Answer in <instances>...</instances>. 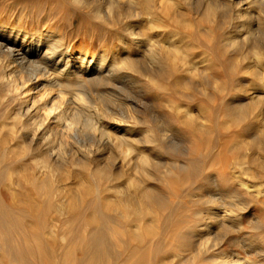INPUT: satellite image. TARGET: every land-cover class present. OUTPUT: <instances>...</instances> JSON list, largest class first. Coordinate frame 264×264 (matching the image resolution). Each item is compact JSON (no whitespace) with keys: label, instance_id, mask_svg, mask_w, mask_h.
<instances>
[{"label":"rangeland","instance_id":"374dc122","mask_svg":"<svg viewBox=\"0 0 264 264\" xmlns=\"http://www.w3.org/2000/svg\"><path fill=\"white\" fill-rule=\"evenodd\" d=\"M103 1L0 0V30L19 27L36 36L54 31L69 51L82 48L96 58L104 53L108 61L129 54L143 71L160 73L157 82L114 77L117 83L91 91L95 102L118 114L139 110L151 124L154 116L157 126L145 122L133 135L169 144L132 146L129 151L128 146H59L58 131L52 137L57 148L65 147L67 158L54 170L41 166L38 153L46 146H28L23 134L14 135L21 124L12 117L19 101L7 97L0 80V203L6 208L36 204L39 210L30 219L44 223L38 235L49 247L26 259L39 264H230L232 255L242 252L263 261L246 245L253 240H242L257 235L252 245L264 254V193L240 186L246 178L264 188V101L254 92L264 72L257 76L255 68L246 67L243 58L254 57L253 43H231L232 37H244L246 21H240L243 27L240 19L225 14L230 8L225 4L217 9L218 17L205 14L206 0H157L155 6L160 4L151 12L122 0L114 2L113 15L102 16L104 2H111ZM174 43L195 67L166 53L163 47ZM150 47L160 53L159 59L167 55L151 63ZM72 95L68 93L70 99ZM100 133L90 129L87 136L97 139ZM146 184L158 189L157 199L140 194L139 187ZM234 214L239 229L233 225ZM14 222L16 218L12 234L1 235L0 264H26L9 251L22 244L17 238L23 232ZM76 255L87 258L79 263Z\"/></svg>","mask_w":264,"mask_h":264},{"label":"bare ground","instance_id":"6f19581e","mask_svg":"<svg viewBox=\"0 0 264 264\" xmlns=\"http://www.w3.org/2000/svg\"><path fill=\"white\" fill-rule=\"evenodd\" d=\"M108 1L111 2H106V3L104 2V5L107 4L106 7L107 10H103V8L99 10L100 15L104 14L102 16H105V14L113 15L114 2H117L118 4L122 0H108ZM126 1L129 2L130 4L133 3L142 4V7L144 8L143 10L145 12L146 10H149L150 12L156 10L154 9V6L157 0H126ZM186 1H187L186 3L189 2L188 4H190L191 0H186ZM206 1L205 4L203 3V5L206 6L205 14L209 15L211 13L212 14L214 13L216 16L218 14L217 9L220 7V5L223 6L225 4L228 7H230L228 8L226 6L230 12H228V9L225 8L224 12L227 9V12L229 13L228 14L226 12L225 14L230 15V18L232 17L238 20L240 19L239 20L240 24L242 21H246V22H242V24L245 23L244 26L246 30V32H243L245 34V35L243 34L244 37H242V35L239 37H237L238 35L236 37H232L231 43L233 46L239 43V41L241 40H244V42L246 43L247 42L253 43L251 47L254 52V57L252 59H248L246 56H244L243 59L247 60L246 67L255 68L256 71L255 75L257 74V76H261L264 72L262 71L264 70V0H246L248 4L246 5V7L242 6L243 3L239 4V0L238 2L237 0H206ZM157 4L155 6L156 8H157ZM255 8L256 9L259 8L262 12H260L259 9L256 10ZM222 9H220L221 15L222 13H224L222 12L223 11ZM221 15L219 14V18L221 17ZM227 15L224 17L229 18V16ZM215 16L213 17L216 18ZM237 23L235 21L236 26ZM242 24L240 26H243ZM49 32L50 31H48V33L46 34L47 36H43V35L36 36L33 34L29 35L28 32H25L22 28L19 27L17 29L14 28V29L0 30V56H2V58H0V80H2L4 85L7 86V90H8L7 97L10 98L11 101H14L15 99L19 101V105L17 106V109H15L16 111L12 112L14 114V116L12 117L16 118V121L18 119L21 122V124L19 125V127L14 125L13 127L15 126L16 127L12 130V132L14 133L15 136L17 135V133H20V135L23 134L24 136L23 141H25L28 146H46L45 150H41L38 153L39 155L42 156L41 166H48L50 169L52 168L54 170V168H58L61 162L67 158L66 150H64L65 147L63 149L61 147L57 148L55 145V138L53 140L52 133L54 134V132L55 133L57 132L58 134V131L59 132L62 131L61 135L58 134L61 136L59 140V146H68V147L87 146V145L97 146V147L98 146H126V147L128 146V148L127 149L125 148V150L129 151L132 150V146H159V145L167 146V144H169V142L167 143V141L165 142L162 141L161 139L140 140L133 135L135 132L139 130L138 126H140L145 122L148 125H153L155 122L154 126H157L156 125L157 120L154 118V116L151 118L152 120V124H151L150 120L146 116L147 114L142 115L138 113L139 110L135 111V109H132L133 111L131 110L128 111V114L127 113L118 114L116 112H113L112 109H110L109 106H107L106 104L104 103L100 104L101 102L99 99L94 98L99 100L98 101L100 102L99 104L95 102L93 100V93H92L93 91H91L92 87L98 88L100 86H103L104 88V86L108 83L109 84L117 83L114 81V77H121L127 80L131 79L132 77L131 83L133 82L141 83V76H143L142 78L145 77L147 81L157 82V80L160 81V77H159L160 73H157L154 70L147 72L143 71L140 65H138L137 61L129 54H126L120 61H117L115 58L114 60L108 61L107 55L104 53L101 54L99 58H96L94 57L95 55L94 53L93 56H89L87 52L82 48L69 51L67 47L66 48L64 47L63 39L57 32L54 31H51L50 33ZM259 36H261V38L263 39H260ZM172 47L169 48L163 47V49L167 50L166 53L168 55H170L169 53H172L173 55L179 58V56L181 55L180 53L181 49H179L180 47L177 46L176 44L173 45ZM148 53H149L148 57H150L151 63L153 62V60L155 62L156 60H158L159 62L162 58H164L167 55V54L166 55L162 54L160 57L161 59H159L158 54L160 53H156L154 47H150ZM185 56L182 57L180 56V58L183 59L182 61H184L185 63L187 62L191 63L192 60L188 61L190 59H188L187 57V61H186ZM192 63H194V61ZM194 64H196V62ZM132 72L135 73L133 74ZM258 84H260V86H258V88H256L254 92L258 94L259 96L258 98L260 99V101H264V81H262V83L259 82ZM97 88L95 89L98 90ZM68 93L69 94L73 93L74 96L72 95L73 96L72 99L68 97ZM3 103L4 100L3 99L0 100V107ZM171 107L173 109V113L174 111L177 112L176 111L177 106L171 105ZM96 119H98L99 122L101 121L100 123H102L101 125L102 128L96 125L95 123ZM79 123L81 124L82 127L79 126ZM110 123L112 126L110 125ZM90 129H95V130L99 129L101 131L100 136L97 139L87 136ZM0 146H3L1 141H0ZM74 154H76V152H74ZM70 155H71V159H73L74 158L73 152L69 153V158ZM143 157L145 161L148 160L147 155H144ZM96 170H99L101 172L104 171L103 173L105 174L109 173L105 169L96 168ZM240 186L245 188V190L248 189V191L254 190L257 195L264 193V188L263 189L261 188L262 183L261 185L258 186L255 184H250L249 180L246 181V178L245 180L241 179ZM139 189H140L139 190L140 194L142 196L145 195L149 199L151 197H153L154 199H157L159 197L158 195L159 192L157 191L158 189L153 185L146 184L142 187H139ZM34 210H39L36 204H31L29 208L28 206L24 207L23 205H20V203L17 204L15 203L14 207L9 206V208H6L4 207L3 204L0 203V239H1V235H3L2 238H4L5 231L8 232L9 234H12L14 230V227L12 226V221L14 220V218H16V222H14L15 228H17L18 226L19 229L23 232L19 236V238H17L18 239L17 241L19 242L22 241V244L21 246H18L16 249H12L14 246H10L12 248L9 249V251L12 252L14 255H17L18 258H21L22 263L24 261L26 262V264H39L35 259H34L35 261H28L26 257L29 256V254L34 255L36 252L49 251V247L44 243V240H42L40 235H38V231L43 229L44 223L43 224L40 222L35 223L32 222L30 219V217H32ZM234 215L235 216H233V221H234L233 225H235L234 227L238 226L239 229V224H241L240 219L236 214ZM221 216L223 215L221 214ZM257 239H258L257 235L254 234L253 235L248 234L246 235V237L242 238L243 243L245 244L249 241L252 242V240H253L252 244H255L256 242L255 240ZM252 244L247 243L246 245L251 246L252 251H254L257 256L259 257L264 256V254L262 255L263 250L261 251L259 246L256 247L257 245L254 246ZM106 247L108 246L106 245ZM241 253L236 252L234 255H232V260L230 261V264H264L263 263L264 260L261 261V259H254L253 261L250 255L248 256L246 254L242 256L243 254ZM94 254L97 257L100 256V251L98 250V248L95 250ZM255 256L253 254V257ZM86 258L87 257H82L78 255L75 256V259L79 263L84 262V259Z\"/></svg>","mask_w":264,"mask_h":264}]
</instances>
